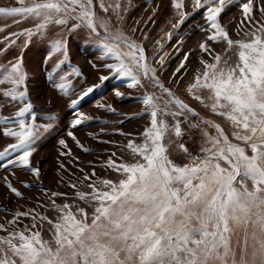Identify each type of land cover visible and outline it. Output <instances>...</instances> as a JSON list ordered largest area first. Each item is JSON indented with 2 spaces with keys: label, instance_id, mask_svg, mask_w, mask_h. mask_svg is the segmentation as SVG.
I'll return each instance as SVG.
<instances>
[{
  "label": "snow or ice",
  "instance_id": "snow-or-ice-1",
  "mask_svg": "<svg viewBox=\"0 0 264 264\" xmlns=\"http://www.w3.org/2000/svg\"><path fill=\"white\" fill-rule=\"evenodd\" d=\"M130 7L131 0H15L0 6V54L19 49L0 63V110L14 107L11 115L0 114V137L7 138L0 150L7 175L0 184L34 205L0 207V264H264V0H169L168 30L161 29L160 38H150L141 21L132 34L124 30ZM158 7L145 27L155 24ZM233 7L239 16L225 22ZM197 15L203 24L190 25ZM54 28L62 32L50 38ZM182 28L202 34L194 48L183 50ZM80 30L112 62L102 65L108 74L99 76V84L70 101L75 112L67 137L91 151L72 129L92 119L79 111L81 101L109 81L143 89L142 111L132 118L148 119L135 136L120 132L126 143L119 150L128 156L112 151L102 161L108 177L98 176L95 167L80 168L75 182L61 176L68 192L40 184L45 198L29 201L16 184L33 185L18 173L40 180L33 154L55 129L56 117L36 111L24 53L34 38L47 40L48 58L56 57L48 80L68 96L80 70L53 74L69 61L67 35ZM138 31L139 40L133 38ZM174 31L176 44L168 52L163 41L171 42ZM150 44L157 46L151 55ZM173 59L178 63L165 82L161 76ZM113 89L116 97L125 95ZM58 143L68 163L78 160L66 139ZM60 168L68 170L63 161Z\"/></svg>",
  "mask_w": 264,
  "mask_h": 264
},
{
  "label": "rangeland",
  "instance_id": "rangeland-1",
  "mask_svg": "<svg viewBox=\"0 0 264 264\" xmlns=\"http://www.w3.org/2000/svg\"><path fill=\"white\" fill-rule=\"evenodd\" d=\"M169 0H131V7L126 14V23L124 24V30L131 33V28L135 26V22L141 21L139 27L149 32L150 38H160L163 33L161 29L167 31L166 21L171 15L168 8ZM15 0H0V6L12 5ZM157 13L153 17L155 24L148 23L145 27L144 21H148V18L153 16V9L157 8ZM239 13L236 8H232L228 14L224 17L225 22L238 17ZM4 21L0 20V25ZM10 23V21H8ZM190 25L203 24L202 15H197L194 20L189 22ZM29 23L22 24L21 27H29ZM16 30V29H13ZM62 30L60 28H54L50 32V38H55L60 34ZM235 35V29H233ZM179 35L183 36V50L194 48L196 42L201 38V33L196 30L192 32H185L182 28ZM134 39H142L141 32L133 34ZM23 39V38H21ZM177 33L174 31L173 39L171 42L164 39L166 45V51L173 52V47L176 44ZM68 42V56L69 61L60 65L53 74L62 75L65 72L71 73L72 68L76 67L80 70L81 76H72L73 90L70 95L65 96L59 92L58 89H54L52 84L48 80V73L52 71L56 63V57L52 59L48 58V52L50 51V45L47 40H41L34 38L31 45L24 53V66L29 73L30 81V96L36 106V111L40 116L55 115L56 119L52 123L56 125L55 129L44 134L43 139L37 145V150L33 154L34 163L41 169L40 180L37 181L31 173L20 174V179L32 184L33 187L25 188L23 184H16L24 195L29 198V201L43 200L45 193L38 187L42 184L44 189H50L53 191L68 192L70 189L61 181V176L66 181L69 177L75 182L77 177L82 178L80 168H84L85 172H91L95 167L97 175L102 177H108L111 173L105 171L102 167V161L106 159L112 151H117L118 156L127 158L128 153L120 149L121 143H126V137L121 135L120 132H132L135 136L138 132L143 130V127L147 121V116L143 118H132L134 114L142 111L143 105L139 101V97L142 95L143 89H131L126 84L119 81L105 82V86L94 91L79 105V111L86 113L92 119L85 121L81 125L72 129L77 138L81 141L85 148L91 151L85 152L82 148L77 146L70 137H67L66 133L69 127L70 121L74 118L75 110L71 107L70 101L76 99L77 95L85 88L92 84H99V76L107 75V71L103 69L104 63L112 62L104 58L103 53L97 47L96 42L89 37L87 30H80L75 33L67 35ZM171 44L172 47H167ZM157 46L149 45V55L155 51ZM19 49L10 50L7 54H0V63L10 61L16 56ZM175 56L176 54L173 53ZM178 63L173 59L171 66L167 71H164L161 78L167 82L169 74L172 68ZM95 65V67H94ZM0 79H2V73H0ZM57 82L58 78H57ZM113 85L117 86L120 91L125 95L122 97H116L113 89ZM3 103V101H0ZM98 104L111 105L116 109L113 113L107 108L98 107ZM14 113V107L7 105L6 110H0V114L11 115ZM122 122V123H121ZM40 124L49 123L47 120H38ZM103 129V131H102ZM119 129L120 131H117ZM64 138L68 141L69 146L72 148L74 157H78V160H73L72 163H68L69 158L61 156V146L59 145V139ZM6 139L0 137V150L5 146ZM102 141H114L115 144L103 143ZM189 141V146L191 145ZM60 161H63L68 170L64 171L60 168ZM78 165V166H77ZM7 175L0 169V177ZM59 202V201H58ZM24 207L34 206L32 203L25 204V201L18 200L8 194L7 189L0 184V207L7 206L12 209H16L19 206ZM5 213L0 212V219L3 218Z\"/></svg>",
  "mask_w": 264,
  "mask_h": 264
}]
</instances>
